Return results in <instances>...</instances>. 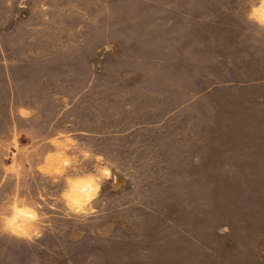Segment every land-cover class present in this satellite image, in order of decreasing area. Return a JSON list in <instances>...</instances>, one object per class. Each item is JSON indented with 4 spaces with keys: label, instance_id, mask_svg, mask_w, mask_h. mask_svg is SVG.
<instances>
[{
    "label": "rangeland",
    "instance_id": "obj_1",
    "mask_svg": "<svg viewBox=\"0 0 264 264\" xmlns=\"http://www.w3.org/2000/svg\"><path fill=\"white\" fill-rule=\"evenodd\" d=\"M0 264H264V0H0Z\"/></svg>",
    "mask_w": 264,
    "mask_h": 264
}]
</instances>
